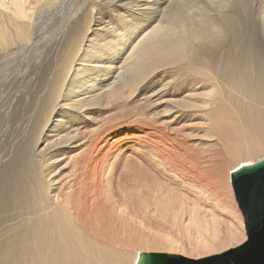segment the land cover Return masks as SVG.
<instances>
[{
	"label": "bare ground",
	"instance_id": "6f19581e",
	"mask_svg": "<svg viewBox=\"0 0 264 264\" xmlns=\"http://www.w3.org/2000/svg\"><path fill=\"white\" fill-rule=\"evenodd\" d=\"M263 159L264 0H0V264L225 254Z\"/></svg>",
	"mask_w": 264,
	"mask_h": 264
},
{
	"label": "water",
	"instance_id": "95a60500",
	"mask_svg": "<svg viewBox=\"0 0 264 264\" xmlns=\"http://www.w3.org/2000/svg\"><path fill=\"white\" fill-rule=\"evenodd\" d=\"M240 180H243L245 184H237ZM247 181L251 182L247 183ZM232 183L237 184V188L246 186L251 191L245 188L247 192H250L248 199L251 201L247 212L249 218L246 221V242L225 254L191 264H264V189H259L255 193L259 183L264 188V159L233 174ZM248 184L254 187H248ZM180 260L182 259L171 255L143 253L137 256L134 264H177Z\"/></svg>",
	"mask_w": 264,
	"mask_h": 264
},
{
	"label": "rangeland",
	"instance_id": "374dc122",
	"mask_svg": "<svg viewBox=\"0 0 264 264\" xmlns=\"http://www.w3.org/2000/svg\"><path fill=\"white\" fill-rule=\"evenodd\" d=\"M235 190V189H234ZM235 196H236V198H237V201H238V197H237V194H235ZM234 198V197H233ZM236 201V199L234 198V202H235V204H236V207H237V209H238V203H236L237 202ZM239 210V209H238ZM239 212H240V210H239ZM240 214H241V212H240ZM152 233H157L156 231H153ZM165 234H167V232L165 231L164 232ZM171 236H173L177 241H180V242H183L184 241V238H182V237H179V236H177V235H175V234H170ZM149 237H151V238H153V236L151 235V234H149ZM147 240V239H146ZM137 246V245H136ZM145 248V246L144 245H141V246H139V247H137L136 248V250H138V253H150V252H145V251H142V250H145L144 249ZM139 249H142V250H139ZM135 250V249H134ZM133 250V251H134ZM177 264H191V263H189V262H187V261H185V260H180L179 262H177Z\"/></svg>",
	"mask_w": 264,
	"mask_h": 264
}]
</instances>
